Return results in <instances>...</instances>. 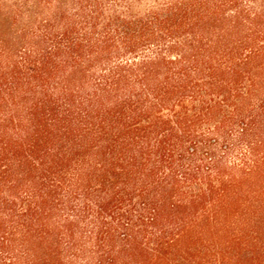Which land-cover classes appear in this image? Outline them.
I'll return each mask as SVG.
<instances>
[{"label": "trees", "instance_id": "trees-1", "mask_svg": "<svg viewBox=\"0 0 264 264\" xmlns=\"http://www.w3.org/2000/svg\"><path fill=\"white\" fill-rule=\"evenodd\" d=\"M0 264H264V0H0Z\"/></svg>", "mask_w": 264, "mask_h": 264}]
</instances>
